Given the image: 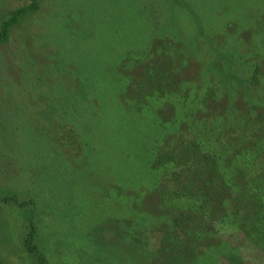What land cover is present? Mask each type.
Wrapping results in <instances>:
<instances>
[{
  "label": "rangeland",
  "instance_id": "374dc122",
  "mask_svg": "<svg viewBox=\"0 0 264 264\" xmlns=\"http://www.w3.org/2000/svg\"><path fill=\"white\" fill-rule=\"evenodd\" d=\"M22 7L0 37V264H175L191 234L156 155L213 108L264 113V0H0V30ZM155 55L173 90L133 91ZM210 226L179 264H264L260 234Z\"/></svg>",
  "mask_w": 264,
  "mask_h": 264
},
{
  "label": "trees",
  "instance_id": "16d2710c",
  "mask_svg": "<svg viewBox=\"0 0 264 264\" xmlns=\"http://www.w3.org/2000/svg\"><path fill=\"white\" fill-rule=\"evenodd\" d=\"M25 10L22 7L11 13L2 23L0 37H6L9 27ZM158 57L135 66L132 75L142 82L135 84L133 91L148 88L153 95L173 86L174 82L168 80L169 73L175 71L173 66L170 63L160 69L156 65ZM212 114L216 124L207 133L198 136L183 130V144L177 145L176 140L170 149L156 155L155 163L162 158L176 163L170 171L168 194L182 204L173 209L172 218L176 228L191 234L189 243H178L180 259L175 264L183 262L181 258L190 260L198 255V245L207 244L199 233L209 230L210 224H237L245 233L264 238V113L253 108L230 112L213 108ZM26 246L32 249L29 240ZM38 257L45 264L43 255L38 253Z\"/></svg>",
  "mask_w": 264,
  "mask_h": 264
}]
</instances>
